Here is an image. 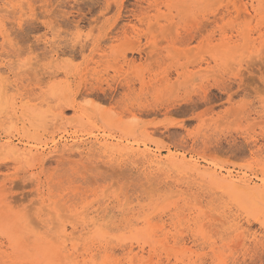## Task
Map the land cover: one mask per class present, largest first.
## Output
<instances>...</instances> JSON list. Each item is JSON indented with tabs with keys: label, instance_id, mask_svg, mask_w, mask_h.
<instances>
[{
	"label": "rangeland",
	"instance_id": "374dc122",
	"mask_svg": "<svg viewBox=\"0 0 264 264\" xmlns=\"http://www.w3.org/2000/svg\"><path fill=\"white\" fill-rule=\"evenodd\" d=\"M0 264H264V0H0Z\"/></svg>",
	"mask_w": 264,
	"mask_h": 264
},
{
	"label": "bare ground",
	"instance_id": "6f19581e",
	"mask_svg": "<svg viewBox=\"0 0 264 264\" xmlns=\"http://www.w3.org/2000/svg\"><path fill=\"white\" fill-rule=\"evenodd\" d=\"M75 108V107H74ZM76 110V109H75Z\"/></svg>",
	"mask_w": 264,
	"mask_h": 264
}]
</instances>
